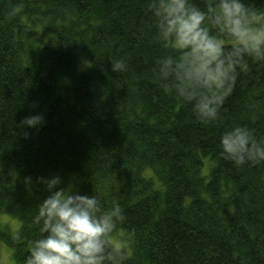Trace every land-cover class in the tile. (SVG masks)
Instances as JSON below:
<instances>
[{
    "label": "trees",
    "instance_id": "obj_1",
    "mask_svg": "<svg viewBox=\"0 0 264 264\" xmlns=\"http://www.w3.org/2000/svg\"><path fill=\"white\" fill-rule=\"evenodd\" d=\"M147 6L0 0V214L20 223L0 228V242L15 264L39 235L33 218L47 192L36 181L55 175L121 205L116 238L134 232L127 264H264V163L237 167L220 155L221 136L237 126L264 139V62L249 61L219 119L203 124L160 87L153 69L166 50ZM119 59L127 70L114 73ZM30 115L43 125L18 128Z\"/></svg>",
    "mask_w": 264,
    "mask_h": 264
},
{
    "label": "clouds",
    "instance_id": "obj_2",
    "mask_svg": "<svg viewBox=\"0 0 264 264\" xmlns=\"http://www.w3.org/2000/svg\"><path fill=\"white\" fill-rule=\"evenodd\" d=\"M147 8L166 50L153 69L160 87L190 105L197 121H217L249 61L264 62V10L250 0H205L204 7L193 0H148ZM111 69L126 71L127 63L115 60ZM43 123L41 115H30L17 127L38 129ZM220 155L237 167L264 163V139L237 126L221 136ZM24 183L27 191L34 187L31 177ZM36 184L44 185L47 196L33 218L39 235L28 242L24 264H127L134 232L117 241L126 221L118 202L106 207L96 195L63 187L59 175L40 177Z\"/></svg>",
    "mask_w": 264,
    "mask_h": 264
},
{
    "label": "rangeland",
    "instance_id": "obj_3",
    "mask_svg": "<svg viewBox=\"0 0 264 264\" xmlns=\"http://www.w3.org/2000/svg\"><path fill=\"white\" fill-rule=\"evenodd\" d=\"M82 63L79 64V69L82 67ZM207 160L204 161V164H207ZM208 173V169L204 167L202 169V175L205 176ZM151 170L147 169L144 171L145 176H150ZM19 221L15 220L12 217L1 215L0 214V228L8 229L11 232H15L19 229ZM118 241V238H116ZM0 264H15L12 260V253L3 243L0 242Z\"/></svg>",
    "mask_w": 264,
    "mask_h": 264
}]
</instances>
